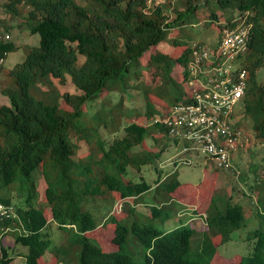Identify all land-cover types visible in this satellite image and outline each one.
Listing matches in <instances>:
<instances>
[{
    "label": "trees",
    "instance_id": "obj_1",
    "mask_svg": "<svg viewBox=\"0 0 264 264\" xmlns=\"http://www.w3.org/2000/svg\"><path fill=\"white\" fill-rule=\"evenodd\" d=\"M3 5L12 15L26 10L40 43L0 87L7 98L0 104V202L15 213L0 219V264L14 259L2 241L7 233L26 247L24 264H43L48 253L56 264H213L218 242L246 224L243 205L224 193L213 195L202 211H189L177 196L181 182L175 171L154 185L139 171L161 155L145 147L147 138L162 142L169 135L162 102L186 101L177 95L169 103L174 87L189 81L194 51L207 48L185 39L187 25L221 26V32L225 26L248 27L247 48L238 56L248 70L240 103L264 147V79L257 77L264 69V0H6ZM221 14L228 15L225 24L218 20ZM15 48L0 38L5 57ZM177 64L184 68L181 79ZM52 78H69L80 92L52 90ZM60 98L71 109L62 107ZM128 100L140 101L142 110ZM81 142L85 155L79 154ZM261 170L264 156L253 163L252 173ZM38 175L45 181L40 207ZM250 187L264 190V183ZM14 193L21 205L12 203ZM258 201L263 203L258 225L248 234L252 252L236 264H264V196ZM197 216L207 225L201 232L191 223Z\"/></svg>",
    "mask_w": 264,
    "mask_h": 264
},
{
    "label": "rangeland",
    "instance_id": "obj_2",
    "mask_svg": "<svg viewBox=\"0 0 264 264\" xmlns=\"http://www.w3.org/2000/svg\"><path fill=\"white\" fill-rule=\"evenodd\" d=\"M6 0H0V36L4 37L6 34L9 35V39L2 38L4 40H10L16 48L9 51L5 57L3 68L0 71V87L5 83L7 79V73L17 63L22 62L29 49L33 46H38L40 43V34L38 32L30 31V24H27L25 20L26 10H22L20 15H12L6 11L3 5ZM162 0H160L161 2ZM169 0H166L168 2ZM203 1V0H202ZM217 10V8H216ZM222 15V14H221ZM226 16L222 15L218 19L221 23L227 22ZM221 26L211 25L210 27L205 26H192L187 25L183 31L187 32L185 39L192 43H201L207 46L208 50H215L219 45L221 38ZM225 57V56H224ZM232 70L240 67L239 58H235L229 64H225ZM175 75L178 78H183V66L180 64L176 65ZM259 80L264 79V69H260L257 73ZM193 80V76H189V81L181 83L175 86L173 91L174 94L171 96L169 103L175 101V97L178 95L180 98H185L190 93V81ZM52 87L49 88L56 90L59 93H79L80 91L75 89L71 80L67 78L65 81L60 79L52 78ZM42 89L48 88L45 83H39ZM153 100L159 101V99L153 97ZM134 100L127 101L128 105L137 106L138 109L142 110V104L140 101L133 102ZM7 98L0 91V104L6 103ZM164 105L162 110L169 109L172 105H169L166 101L162 102ZM60 105L65 109H71V106L65 103L63 98H60ZM143 113V112H141ZM234 120L237 121L238 125L242 128L248 140L232 154V162L235 165L236 170H230L226 167L219 166L217 162L210 158L206 153L202 151H186L185 146L182 142H176L174 137L167 135L162 139V142H156L153 137H148L145 141V147L152 150L153 152H160V158H156L154 163L145 165L142 170L139 171V175L144 176L147 181L152 185L155 184L158 178L164 177L167 173L176 172L177 178L181 182L180 190L177 193L184 205L191 211L193 208L202 211L208 206L213 195H222L224 193H232L233 200L243 205L247 222L246 224L237 230H234L231 234L230 240L221 243L218 242L216 246V252L214 254L212 263L213 264H236L242 256L249 255L253 249V240L248 239V234L251 230L258 225L259 216L258 213L262 211L263 203L258 201L259 196H264V190L250 187L258 184L259 182L264 183V172L262 170L259 174L252 173L253 163L256 161L262 162L264 156V147L259 139L253 134L250 116L245 115L242 103H238L234 107ZM143 121L142 117L138 118ZM160 136V134H157ZM79 149L80 155H85L88 152L86 144L81 142ZM188 160V161H187ZM138 175V176H139ZM247 176V181L244 178ZM37 185L39 190V197L35 200V205L40 207L45 201L44 189L45 181L41 176H37ZM21 198L16 197L15 193L12 196V203L14 206L21 205ZM117 208H120L119 206ZM138 208L142 211H147L148 207L139 204ZM47 215L50 216L48 208H45ZM187 216V215H184ZM178 215L177 217H184ZM192 225L198 230L203 231L207 225L201 217L197 216L196 219L192 220ZM53 232L56 227L53 226ZM104 239L109 233L108 230L103 231ZM4 245L9 247V251L13 255V261L10 264H24L23 253L26 252V247L17 244L11 233H7L2 237ZM52 256L48 253L43 257V264H56L51 260Z\"/></svg>",
    "mask_w": 264,
    "mask_h": 264
},
{
    "label": "built area",
    "instance_id": "obj_3",
    "mask_svg": "<svg viewBox=\"0 0 264 264\" xmlns=\"http://www.w3.org/2000/svg\"><path fill=\"white\" fill-rule=\"evenodd\" d=\"M4 37L9 39L8 34ZM248 38L247 26H225L215 51L195 50L188 65L191 78L193 76L190 93L186 101L172 105L162 119L169 135L176 142H182L186 151H202L219 166L233 171L236 168L232 154L248 140L234 120V107L246 92L248 70L241 65L232 70L225 64L246 50ZM4 60L5 54L0 51V67ZM12 215H15L13 207L0 202V219Z\"/></svg>",
    "mask_w": 264,
    "mask_h": 264
},
{
    "label": "crops",
    "instance_id": "obj_4",
    "mask_svg": "<svg viewBox=\"0 0 264 264\" xmlns=\"http://www.w3.org/2000/svg\"><path fill=\"white\" fill-rule=\"evenodd\" d=\"M1 38V37H0ZM182 202V201H181ZM184 204V202H182Z\"/></svg>",
    "mask_w": 264,
    "mask_h": 264
}]
</instances>
